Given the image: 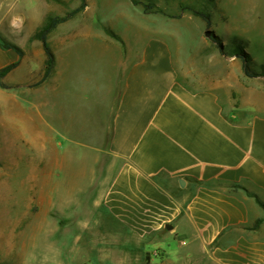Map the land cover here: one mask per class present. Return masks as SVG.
Wrapping results in <instances>:
<instances>
[{"label":"crops","instance_id":"1","mask_svg":"<svg viewBox=\"0 0 264 264\" xmlns=\"http://www.w3.org/2000/svg\"><path fill=\"white\" fill-rule=\"evenodd\" d=\"M136 46L122 72L104 75L103 93L82 96L92 131L87 153L36 107L31 112L38 220L20 250L48 242L62 222L53 206L76 203L75 239L86 235L114 264H143L146 246L157 250L170 238L188 251L196 244L211 264H264V85L236 107L216 80L185 82L190 76L176 71L165 39ZM48 142L55 153L40 146ZM55 172L70 178L67 185L53 182ZM88 184L94 194L84 207L77 196Z\"/></svg>","mask_w":264,"mask_h":264},{"label":"rangeland","instance_id":"2","mask_svg":"<svg viewBox=\"0 0 264 264\" xmlns=\"http://www.w3.org/2000/svg\"><path fill=\"white\" fill-rule=\"evenodd\" d=\"M150 1L162 14H144L130 0H86L81 13L48 36L54 63L44 78L46 56L34 35L47 17H62L77 8L80 1L0 0V70L17 63L1 79L0 87V264L115 261L100 259L86 242V235L75 239L76 203L53 206L50 213L62 222L48 234V242L33 244L27 252L20 250L19 241L38 220L33 217L38 209L36 178L28 171L31 154L39 152L28 134L34 107L47 123L58 124L80 143L73 146L78 153H87L92 131L85 120L87 100L82 96L88 90L91 94L103 93L104 75L122 72L133 56L130 48L157 39H165L172 47L176 71L190 76L185 82H198L199 75L216 80L222 84L224 94L229 92L236 107L244 105L248 89L258 90L264 85V0H217L216 9L213 0ZM181 6L209 14L210 23L190 11L181 12ZM2 42L18 47L21 57L5 49ZM235 50L248 54L250 68L259 76L248 78L243 74ZM90 98L93 102L94 96ZM40 146L47 153L58 149L53 143ZM52 179L67 185L70 178L55 172ZM93 194V184L86 185L77 196L79 204L90 205ZM146 247L148 255L143 264H150L151 258L153 264H211L196 244L188 251L175 238L157 250Z\"/></svg>","mask_w":264,"mask_h":264},{"label":"trees","instance_id":"3","mask_svg":"<svg viewBox=\"0 0 264 264\" xmlns=\"http://www.w3.org/2000/svg\"><path fill=\"white\" fill-rule=\"evenodd\" d=\"M79 1H80V5L77 8H75L73 11H71L70 13H68L62 17H58V16L47 17L45 19L43 25L41 26V28L34 35V38L41 43L43 52L46 56L47 68H46V71L44 74V78H46L49 75L50 70H51L53 63H54V57H53V55L50 51L49 45H48V36L59 25L66 23L69 20L73 19L76 15H78L79 13H81L85 9L86 0H79ZM213 1H215L213 4V9H216L217 0H213ZM130 3L133 6H140L142 9V12L144 14H162V12L159 9H157V7L150 0H148L147 4H142L141 2H138L136 0H130ZM180 11L181 12L190 11L193 16H195L199 19H202L206 24L210 23L209 14H204L201 12L193 11L192 9H189L186 6H181ZM179 16L180 15H178L177 17H179ZM2 46L7 50L14 51L19 57H21L22 53L18 47L14 46L8 42H2ZM234 53H235L234 54L235 57L240 59V61L242 63V71L246 77L254 78V77L259 76V74L253 72L252 69L250 68L251 59L248 56V54L244 53L243 50H235ZM16 66H17V63H13V64H10V65H8V66H6L0 70V87H2L1 79L7 73H9L12 69H14ZM261 69L264 73V66H262ZM258 204L260 205V207L262 208L263 213H264V204H261L260 202H258Z\"/></svg>","mask_w":264,"mask_h":264},{"label":"water","instance_id":"4","mask_svg":"<svg viewBox=\"0 0 264 264\" xmlns=\"http://www.w3.org/2000/svg\"><path fill=\"white\" fill-rule=\"evenodd\" d=\"M181 185H183V182H181Z\"/></svg>","mask_w":264,"mask_h":264}]
</instances>
